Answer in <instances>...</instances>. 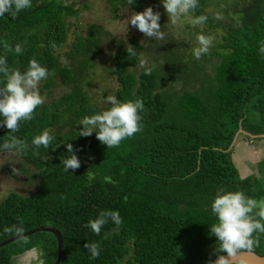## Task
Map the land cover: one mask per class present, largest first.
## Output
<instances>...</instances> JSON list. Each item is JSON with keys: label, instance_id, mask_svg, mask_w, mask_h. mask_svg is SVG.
Segmentation results:
<instances>
[{"label": "trees", "instance_id": "1", "mask_svg": "<svg viewBox=\"0 0 264 264\" xmlns=\"http://www.w3.org/2000/svg\"><path fill=\"white\" fill-rule=\"evenodd\" d=\"M107 1L113 13L118 5H128L127 0ZM226 1L199 0V7L189 14L191 19L208 17L202 25L205 31L222 29L220 42L211 47L216 59L211 76L190 51L171 50L172 38H166L167 45L155 46L164 58L158 63L159 71L152 65L137 73L131 70L137 57L119 46L108 71L117 83L114 96L120 102L140 99L144 110L139 113L142 131L118 147L108 149L95 133L79 136V121L98 112L77 85L38 107L31 121L20 123L18 132L9 134L0 127V146L8 135L28 145L20 154L0 147V154L17 158L19 173L35 188L31 195L9 192L0 200V242L13 237L5 233L6 227L22 221L25 232L45 226L59 232V264H208L216 257V238L209 236V227L216 223L211 203L217 192L242 191L264 199V161L258 163L259 177L240 179L228 151L239 129L264 134V54L259 51L264 43V0L231 1L234 23L220 26L206 8ZM142 6V0H135L130 8L139 12ZM222 9L219 13L224 17L227 11ZM75 10L60 0H32V7L15 18L8 13L0 16V56L6 55L8 66L21 72L36 59L49 72L41 81L43 89L50 87L53 76L62 85L79 83V75L86 74L97 55L100 29H89L86 38L76 35L66 53L70 65H60L54 52L66 42V19ZM4 42L12 52L5 53ZM17 44L22 47L20 54L14 51ZM76 58L79 73L72 69ZM191 66L197 71L187 78L200 79L199 90L183 89L173 96L162 88L174 76L185 78ZM3 83L0 75V86ZM46 129L54 135L49 149H34L32 139ZM68 143L81 166L65 172L61 160L68 155ZM88 171L94 179H89ZM102 211L119 212L122 223L116 226L109 221L96 235L84 225ZM254 235L259 236V246L253 253L264 257V234ZM26 238L27 243L16 240L0 247V264L34 249L39 251L40 264L54 263L57 251L52 234L33 233ZM85 243L99 245L98 258L91 257Z\"/></svg>", "mask_w": 264, "mask_h": 264}, {"label": "clouds", "instance_id": "2", "mask_svg": "<svg viewBox=\"0 0 264 264\" xmlns=\"http://www.w3.org/2000/svg\"><path fill=\"white\" fill-rule=\"evenodd\" d=\"M163 9L168 16V23L176 25L183 17L194 13L199 7V0H160ZM135 0H127L128 6ZM32 7V0H0V16L6 13L15 18L20 12ZM216 20H223L221 13H216ZM208 17L206 15L195 16L193 25H204ZM160 13L154 12L152 7L145 8L142 12H132L128 17L127 24L136 28L144 37L154 41H163L166 33L161 30ZM143 41H141L142 43ZM198 46L192 49V55L196 60L210 53L213 37L199 34L196 36ZM54 47V46H53ZM5 53L13 49L4 42ZM16 54L22 51L21 45L17 44L14 49ZM128 55H137L135 49L128 45ZM260 53L264 54V43ZM144 61H142V64ZM150 69L146 74L150 73ZM0 75L4 78L3 86H0V127L6 128L8 133H16L20 129L22 121H31L35 110L45 103V98L39 92L42 80L48 78V70L36 59H31L26 71L21 72L8 66L7 58L0 56ZM105 102L110 105L107 110L99 114L85 116L79 121L82 129L79 136L90 137L96 134V139L108 149L118 147L122 141L142 131L140 112L144 110L143 101L120 102L116 96L109 95ZM54 140L50 130H44L35 136L31 145L39 150L41 147L49 149ZM3 150L22 153L28 147L25 141L15 135H8L2 144ZM68 155L61 160L64 171H75L80 168L81 162L75 154L73 145H65ZM16 169L13 172L16 173ZM89 179H94L91 172H87ZM111 183L110 178H105ZM211 213L216 218V223L209 227V236L216 238L213 255L216 259H209L208 264H236L237 257L242 252L252 253L259 246V236L264 234V199H254L246 196L242 191H218L211 203ZM111 221L119 226L122 219L117 211H102L99 216L90 220L84 227L89 228L94 234L99 235L102 228ZM5 233L13 235L18 242L27 243L23 222L20 225H12L4 229ZM86 248L93 259L99 257V245L97 243H85ZM31 251V250H30ZM26 253V252H25Z\"/></svg>", "mask_w": 264, "mask_h": 264}, {"label": "rangeland", "instance_id": "3", "mask_svg": "<svg viewBox=\"0 0 264 264\" xmlns=\"http://www.w3.org/2000/svg\"><path fill=\"white\" fill-rule=\"evenodd\" d=\"M60 1L71 5L73 9H76V12L75 15L69 16L66 19V42L54 52L58 57V63L60 65H70L71 60L66 57V53L70 51V45L76 41V35L86 38L89 29H100L98 35L99 46L97 55L93 59V65L86 69L85 75H79V83L74 84V81L68 85H62L58 77L53 76L50 87L43 89V83L40 82L39 92L45 98L44 104H49L52 100H58L61 95H64L73 86L77 85L86 91L90 103L96 107L98 114L107 110L110 105L105 102V99L109 95L114 96L117 87L115 79L109 75L108 71L113 67V58L119 52V46L125 48L132 44L139 47L136 55L137 63L135 67L130 68L137 73L141 68L146 69L150 65L159 71L158 63H162L164 58L162 57L163 54L159 52L160 48L155 49V46L167 45L166 38H172L174 40L169 47L175 52L183 49L186 52L190 51L192 53V49L198 46L196 36L199 34L213 37L212 46L220 42L219 36L222 33V29L217 27L216 29H207L205 31L202 25H193L189 15L183 17L176 25L168 23V16L160 0H142L143 6L139 12H142L147 7H152L154 12L160 13L159 23L161 30L166 33L163 41H154L146 38L136 28L127 24L128 17L132 15V8L128 5H118L119 8L113 13L112 6L107 0ZM231 1L233 2L234 0H227L217 6H207L206 12L216 20V13H219L224 8L227 11V15L224 16L223 20H218L219 25L226 26L227 24H232L234 23L232 21L235 20V16L230 12ZM141 41L143 42L141 43ZM175 41H179L180 45H177ZM213 54V50L210 49L209 54L204 55L198 60L202 65L201 67H203V72L208 76H211V65L216 61ZM78 59L80 60V58ZM72 60L73 62L75 61V59ZM77 61L76 58L75 65L72 69L76 73H79L81 66ZM142 61H144L143 64ZM167 69L170 73L174 72L169 65H167ZM195 71L197 70H195L194 66H191L186 70L185 78L182 77L180 79L174 76L171 82L166 80L167 82H164L162 88L168 90L173 96L179 95L183 89L199 90L201 88V80L193 81V78H187V74ZM185 79H189V81L184 82ZM235 141V144L233 143L228 151L230 152L231 161L237 170L239 178L243 179L248 176L259 177L258 171L260 166L258 163L264 161V138L251 139L239 133ZM17 163V158L8 154H0V200L9 192H16L20 195H31L35 191L29 178L19 173ZM13 169L17 170L16 173L13 172ZM28 253L30 254L29 259H26L24 264L41 263L38 258V250L34 249L28 251Z\"/></svg>", "mask_w": 264, "mask_h": 264}, {"label": "water", "instance_id": "4", "mask_svg": "<svg viewBox=\"0 0 264 264\" xmlns=\"http://www.w3.org/2000/svg\"><path fill=\"white\" fill-rule=\"evenodd\" d=\"M241 133L243 135H246L249 138H264V134L262 135H251L247 132H244L243 130L239 129L236 134L234 135V138L232 140V142L235 140L236 136ZM232 143L230 145L229 148H231ZM229 150V149H228ZM40 232H46V233H50L55 237L56 240V259L54 261L53 264H59L60 260H61V252H62V240H61V236L59 234V232L51 227V226H45V227H38V228H34L31 230H28L24 233L25 237L28 235H31L33 233H40ZM17 239L13 236L10 237L8 239H6L5 241L0 242V247H3L5 245H7L8 243L14 242ZM27 255V257L30 256V254L28 252L25 253ZM216 259V257L214 259H212L213 261ZM236 264H264V257L263 256H259L255 253H247V252H242L238 257H237V261Z\"/></svg>", "mask_w": 264, "mask_h": 264}, {"label": "flooded vegetation", "instance_id": "5", "mask_svg": "<svg viewBox=\"0 0 264 264\" xmlns=\"http://www.w3.org/2000/svg\"><path fill=\"white\" fill-rule=\"evenodd\" d=\"M26 259H29V257H27V255L24 253L22 255L12 257L9 264H24Z\"/></svg>", "mask_w": 264, "mask_h": 264}, {"label": "crops", "instance_id": "6", "mask_svg": "<svg viewBox=\"0 0 264 264\" xmlns=\"http://www.w3.org/2000/svg\"><path fill=\"white\" fill-rule=\"evenodd\" d=\"M235 142H236V141L234 140V141L232 142V145H233V143L235 144Z\"/></svg>", "mask_w": 264, "mask_h": 264}]
</instances>
